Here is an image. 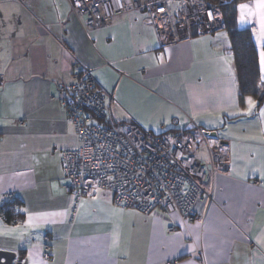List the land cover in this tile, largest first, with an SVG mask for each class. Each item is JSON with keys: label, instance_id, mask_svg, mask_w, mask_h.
Returning <instances> with one entry per match:
<instances>
[{"label": "crops", "instance_id": "crops-1", "mask_svg": "<svg viewBox=\"0 0 264 264\" xmlns=\"http://www.w3.org/2000/svg\"><path fill=\"white\" fill-rule=\"evenodd\" d=\"M261 3L238 5L259 64ZM75 65L94 73L118 119L152 132L192 120L227 145L192 221L116 205L105 190L75 206L62 154L80 141L55 98ZM10 191L19 217L8 223ZM0 251L16 254L12 264H264V100L241 98L228 33L192 26L161 47L145 12L88 29L66 0H0Z\"/></svg>", "mask_w": 264, "mask_h": 264}, {"label": "built area", "instance_id": "built-area-1", "mask_svg": "<svg viewBox=\"0 0 264 264\" xmlns=\"http://www.w3.org/2000/svg\"><path fill=\"white\" fill-rule=\"evenodd\" d=\"M66 1L88 29L106 27L127 12H145L161 47L189 38L192 26L210 33L224 23L220 7L206 0ZM55 98L80 141L77 148L62 154L65 191L74 195L75 206L93 192L105 190L116 205L144 213L162 210L177 213L184 222L193 220L194 206L206 194L203 185L221 170L227 149L217 134L192 120L184 128L159 132L122 121L94 73L77 65L72 82L62 85ZM203 149L206 158L198 154ZM4 199V209L12 210L7 203L16 199V192L5 193ZM42 248L48 260V236Z\"/></svg>", "mask_w": 264, "mask_h": 264}, {"label": "trees", "instance_id": "trees-1", "mask_svg": "<svg viewBox=\"0 0 264 264\" xmlns=\"http://www.w3.org/2000/svg\"><path fill=\"white\" fill-rule=\"evenodd\" d=\"M220 7L224 23L220 29H224L230 38L231 49L235 54L236 70L239 82L240 96H253L259 102L264 100V81L261 78L259 54L253 39V31L250 27H238V5L254 0H206ZM1 209L4 219L15 222L19 216L12 210Z\"/></svg>", "mask_w": 264, "mask_h": 264}, {"label": "snow or ice", "instance_id": "snow-or-ice-1", "mask_svg": "<svg viewBox=\"0 0 264 264\" xmlns=\"http://www.w3.org/2000/svg\"><path fill=\"white\" fill-rule=\"evenodd\" d=\"M258 7L264 9V3H261L258 5ZM245 6H241V10L243 12ZM243 19V16L241 17ZM261 38H264V13H261ZM260 64H261V71L264 72V51L260 53ZM249 108L255 105V101L252 100L251 98L248 99L247 101Z\"/></svg>", "mask_w": 264, "mask_h": 264}, {"label": "water", "instance_id": "water-1", "mask_svg": "<svg viewBox=\"0 0 264 264\" xmlns=\"http://www.w3.org/2000/svg\"><path fill=\"white\" fill-rule=\"evenodd\" d=\"M212 135H215V132H212ZM16 254L0 251V264H12L13 260L15 259ZM21 258H17V262L15 264H21Z\"/></svg>", "mask_w": 264, "mask_h": 264}, {"label": "rangeland", "instance_id": "rangeland-1", "mask_svg": "<svg viewBox=\"0 0 264 264\" xmlns=\"http://www.w3.org/2000/svg\"><path fill=\"white\" fill-rule=\"evenodd\" d=\"M201 147H204V145L202 144ZM202 157L206 158L207 155H206V151H204V149L202 151H199V153Z\"/></svg>", "mask_w": 264, "mask_h": 264}]
</instances>
